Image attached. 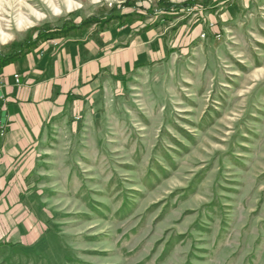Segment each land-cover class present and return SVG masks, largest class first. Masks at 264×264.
<instances>
[{
	"label": "rangeland",
	"instance_id": "rangeland-1",
	"mask_svg": "<svg viewBox=\"0 0 264 264\" xmlns=\"http://www.w3.org/2000/svg\"><path fill=\"white\" fill-rule=\"evenodd\" d=\"M54 27L18 58L96 89L0 168V264H264V0H0V55Z\"/></svg>",
	"mask_w": 264,
	"mask_h": 264
},
{
	"label": "crops",
	"instance_id": "crops-1",
	"mask_svg": "<svg viewBox=\"0 0 264 264\" xmlns=\"http://www.w3.org/2000/svg\"><path fill=\"white\" fill-rule=\"evenodd\" d=\"M81 52L80 46L44 42L1 69V114L8 127L0 148L1 172L8 174L10 164L28 161L35 154L47 123L70 110L67 93L84 96L96 89V80L88 82L87 76L89 69L97 72V59L85 58ZM98 60L101 65L102 58Z\"/></svg>",
	"mask_w": 264,
	"mask_h": 264
},
{
	"label": "trees",
	"instance_id": "trees-1",
	"mask_svg": "<svg viewBox=\"0 0 264 264\" xmlns=\"http://www.w3.org/2000/svg\"><path fill=\"white\" fill-rule=\"evenodd\" d=\"M57 32H59L57 27L39 29L37 34H36V36H35V38L32 39V40H29L28 42H26L25 46L21 50L19 49L17 52L12 53V54H10L8 56H1L0 55V68H2L4 66H6L7 64L11 63L13 60L18 58L19 55L23 54L22 50L24 48H26V50L29 51L30 47L35 45L40 39H43V40L52 39L53 37H55Z\"/></svg>",
	"mask_w": 264,
	"mask_h": 264
},
{
	"label": "built area",
	"instance_id": "built-area-1",
	"mask_svg": "<svg viewBox=\"0 0 264 264\" xmlns=\"http://www.w3.org/2000/svg\"><path fill=\"white\" fill-rule=\"evenodd\" d=\"M18 78H19L18 75L14 74V79H15L16 82H18ZM1 98H3V97L1 96Z\"/></svg>",
	"mask_w": 264,
	"mask_h": 264
},
{
	"label": "bare ground",
	"instance_id": "bare-ground-1",
	"mask_svg": "<svg viewBox=\"0 0 264 264\" xmlns=\"http://www.w3.org/2000/svg\"><path fill=\"white\" fill-rule=\"evenodd\" d=\"M19 18H21V17H19Z\"/></svg>",
	"mask_w": 264,
	"mask_h": 264
}]
</instances>
